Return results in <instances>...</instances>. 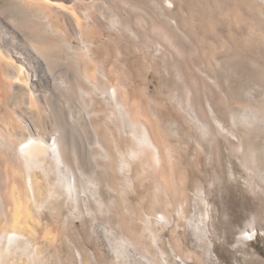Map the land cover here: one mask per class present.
<instances>
[{"label":"bare ground","instance_id":"6f19581e","mask_svg":"<svg viewBox=\"0 0 264 264\" xmlns=\"http://www.w3.org/2000/svg\"><path fill=\"white\" fill-rule=\"evenodd\" d=\"M247 12L224 20L214 9L207 36L186 0H0V264H107L100 245L111 237L140 243L141 214L134 207L133 225L125 222L123 186L133 187L141 165L166 191L171 168L163 133L135 97L139 76L122 64L126 48L133 65L141 52L151 57L147 78L179 80L174 114L205 132L216 164L224 142L230 154L250 155L264 178V149L253 138L264 130V19ZM103 34L115 62L102 54L104 37L95 39ZM227 67L235 73L229 89ZM144 216L145 229L172 222Z\"/></svg>","mask_w":264,"mask_h":264},{"label":"rangeland","instance_id":"374dc122","mask_svg":"<svg viewBox=\"0 0 264 264\" xmlns=\"http://www.w3.org/2000/svg\"><path fill=\"white\" fill-rule=\"evenodd\" d=\"M132 1L142 7L149 5V0ZM263 2L264 0H186L190 15L201 19L210 27L207 36L215 29L214 9L220 11L224 20L234 15L239 18L247 17L248 8L264 19ZM228 11L232 14L229 15ZM102 36L109 44L102 47V54L107 53L114 62L117 61L116 52L110 43L111 38L107 34L95 36L96 41L100 44ZM205 44L212 49L209 37ZM126 50L121 53L125 60L122 62L124 69L139 76L134 82L138 85L135 97L142 101L141 104L164 136V152L168 167L172 170L169 168L171 187L165 191L160 183L149 176L147 169H143L141 165L138 167L142 169L139 177L132 188L124 184L123 189L126 188L122 190L124 195L121 193V199L125 222L133 225L134 207L141 214V219L136 223L134 221L141 236L140 243L133 247L111 237L109 242L100 245L109 259L107 264H264V178L259 175L252 157L248 155L242 159L240 152L236 150L230 154L227 145L222 142L220 162L216 164L205 132L188 118L181 119L180 114H174L172 106H176L178 100V95L174 92L179 80L176 77L167 80L169 84H174L171 90L170 85H167L168 89L162 86L165 83L162 84L158 75L153 79L147 78V73H151L153 69L151 60L149 61L151 57L147 56L148 59L141 52L140 56L137 55L139 61L136 60L133 65L132 52L129 48ZM187 54L191 58L195 57L193 50ZM157 58L159 57H156V63L165 71L164 60ZM109 70L112 73L117 68L111 64L108 72ZM224 72L227 78L223 80V87L229 89L235 81L234 69L227 67ZM147 83L150 85L149 91L146 90ZM252 86H256V83L247 81V89ZM77 91L76 96L82 97L81 92ZM109 130L114 139L116 132L111 122ZM253 138L257 146L264 149V130L253 133ZM128 176L133 177L131 174ZM128 187L130 190H127ZM181 206L184 213L178 216L176 212ZM148 212L156 216L168 214L172 222L167 225L154 220L151 228L146 225L147 230L142 217ZM249 232H255V235H250ZM90 264L101 263L95 259Z\"/></svg>","mask_w":264,"mask_h":264}]
</instances>
